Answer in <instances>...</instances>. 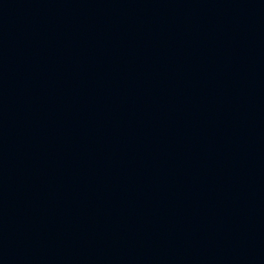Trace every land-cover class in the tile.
<instances>
[{"label": "water", "instance_id": "1", "mask_svg": "<svg viewBox=\"0 0 264 264\" xmlns=\"http://www.w3.org/2000/svg\"><path fill=\"white\" fill-rule=\"evenodd\" d=\"M0 264H264V0H0Z\"/></svg>", "mask_w": 264, "mask_h": 264}]
</instances>
